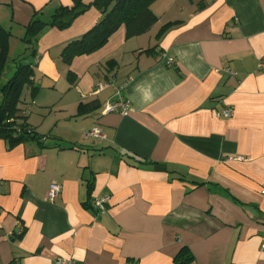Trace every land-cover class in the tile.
Returning <instances> with one entry per match:
<instances>
[{
	"label": "crops",
	"instance_id": "1",
	"mask_svg": "<svg viewBox=\"0 0 264 264\" xmlns=\"http://www.w3.org/2000/svg\"><path fill=\"white\" fill-rule=\"evenodd\" d=\"M70 4L0 0V27L18 37L33 14L47 22ZM150 9L149 29L126 37L121 25L69 65L52 54L96 22L94 6L73 27H43L34 55L21 42L10 58L33 57L50 84L33 73L36 90L64 85L45 128L26 119L39 140L10 147L0 137V264H177L182 247L185 264H264V0ZM117 92L125 113L106 109ZM92 126L100 135L86 134ZM102 194L99 212L92 199Z\"/></svg>",
	"mask_w": 264,
	"mask_h": 264
},
{
	"label": "trees",
	"instance_id": "2",
	"mask_svg": "<svg viewBox=\"0 0 264 264\" xmlns=\"http://www.w3.org/2000/svg\"><path fill=\"white\" fill-rule=\"evenodd\" d=\"M153 1L71 0L70 5L59 6L47 22L38 18L36 13L33 14L25 28L24 40L30 42L46 25L57 27L67 25L68 21L61 18L63 14L72 13V16H77L90 6H94L100 11V17L83 34L67 41L60 52L62 61L69 65L75 56L90 53L103 45L109 36L121 25L124 27L126 37L140 34L149 29L157 20L156 15L150 9V4ZM171 23L164 24L159 31H162L164 27ZM10 35V31L0 27V75L8 59ZM30 54H35L32 46ZM21 58L18 55L12 59L14 63L12 76L1 86L3 96L0 100V137L7 140L10 147L28 138L39 140L37 133L27 123L26 115L22 112L19 113L22 110L20 103H23L21 101V93L24 86L29 88L31 96L35 94L37 89L33 85V68L31 64L22 65L20 63ZM68 77H72L70 71H68ZM89 105L81 103L78 110L83 111ZM190 259L191 254L186 247H182L174 258L177 264H185Z\"/></svg>",
	"mask_w": 264,
	"mask_h": 264
},
{
	"label": "rangeland",
	"instance_id": "3",
	"mask_svg": "<svg viewBox=\"0 0 264 264\" xmlns=\"http://www.w3.org/2000/svg\"><path fill=\"white\" fill-rule=\"evenodd\" d=\"M71 15L69 16L66 15V19L68 21V24L63 26V27H58L61 29H68L70 27L74 26V21L76 20L77 16L74 15L72 16V13H70ZM64 18V14L62 15ZM25 37V31L22 32L18 37H16L15 35H10L9 37V43L11 42L10 46L8 45V56L9 58L7 59L5 68L3 70V72L0 75V100L2 99L3 96V92L1 90V86L12 76V73L14 71V63L13 61L10 59L12 58L16 53H18L19 49L18 46L19 44H21V42L23 43V45L26 46L27 51H30L31 46L34 44V41L37 40V38L35 39H31L30 42H27L24 40ZM12 41H14L12 43ZM20 47V46H19ZM63 48V47H62ZM62 48L60 49L59 53L61 52ZM59 53H55L52 54V56H54L53 58L59 61V64L62 65L63 61L60 58ZM39 71V67L38 66H34L33 67V73L36 74V79H35V83L36 85H39V87L41 86L42 82L45 85H50L49 83H46V81H44L43 79H41V76L38 75L36 72ZM34 75V74H33ZM63 82H59V85H57L58 87L56 89L53 88H39L38 90H36L34 95H30L27 91V87L24 86V89L21 93V101L23 103H20V106L22 108L20 112H22L24 115H26V119L29 120V122L33 125H39V123L41 121H45L42 128L47 125V123H49L53 118L51 116L50 113H48L49 111H52V113L57 112L58 110V104H56V99L58 98V95L60 94V92L63 90ZM62 89V90H61ZM56 90V92H55ZM45 106V107H43ZM44 110L42 113L39 110ZM30 110L32 111V113L30 112ZM30 112V113H29ZM38 113H41V115H39ZM43 114V115H42ZM42 118V120H41Z\"/></svg>",
	"mask_w": 264,
	"mask_h": 264
},
{
	"label": "built area",
	"instance_id": "4",
	"mask_svg": "<svg viewBox=\"0 0 264 264\" xmlns=\"http://www.w3.org/2000/svg\"><path fill=\"white\" fill-rule=\"evenodd\" d=\"M170 61H172V58L167 59V62H170ZM128 104L129 103L123 98H121L119 96V93L117 92L116 99L111 101L106 106V109L107 110H117L120 108L121 112L125 113L126 110L128 109V106H129ZM231 114H232L231 107H226L220 112V115L223 117H228ZM86 134L91 135V136H98L100 135V129L98 126H92L86 132ZM59 191H60V185L56 182H51L48 186L46 195L49 199H53L59 193ZM261 191L264 192V187L262 188ZM107 201H108V196L106 194H102L92 199V205L97 211L101 212L105 210ZM263 248H264V245H263ZM52 264H80V263L76 259H73V258L58 256L54 259Z\"/></svg>",
	"mask_w": 264,
	"mask_h": 264
},
{
	"label": "clouds",
	"instance_id": "5",
	"mask_svg": "<svg viewBox=\"0 0 264 264\" xmlns=\"http://www.w3.org/2000/svg\"><path fill=\"white\" fill-rule=\"evenodd\" d=\"M153 99L151 93L149 92L148 94H146L143 98H142V103H149L151 102V100Z\"/></svg>",
	"mask_w": 264,
	"mask_h": 264
},
{
	"label": "water",
	"instance_id": "6",
	"mask_svg": "<svg viewBox=\"0 0 264 264\" xmlns=\"http://www.w3.org/2000/svg\"><path fill=\"white\" fill-rule=\"evenodd\" d=\"M32 59H33L32 56H28L27 58L22 59V60L20 61V63H21L22 65H24V66H25V65H29V64H31Z\"/></svg>",
	"mask_w": 264,
	"mask_h": 264
}]
</instances>
